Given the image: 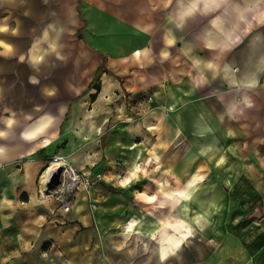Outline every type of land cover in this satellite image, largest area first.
Segmentation results:
<instances>
[{"label":"crops","instance_id":"0c3cea01","mask_svg":"<svg viewBox=\"0 0 264 264\" xmlns=\"http://www.w3.org/2000/svg\"><path fill=\"white\" fill-rule=\"evenodd\" d=\"M224 3L231 5L227 15L212 16ZM261 3L180 0L174 12L163 20L157 18V27L150 29L143 18L139 22L127 19L117 8L108 10L96 0H0V41L11 45L10 51L0 46V264H261L264 246L259 237L264 236V230L258 227L255 231L254 227L250 231L235 220V199L213 194L205 200L194 197L187 204L191 207L188 214H181L180 194L194 185L195 175L182 182L157 180L153 186L159 196L145 195V204L150 205L145 210L133 208L130 199L113 198L92 216L85 196L78 193L70 211L61 213L55 200L38 196V181L47 159L61 143H68L65 151L72 162L94 165L96 170L92 143L110 118L105 116L96 123V111L92 116L85 111L96 93L92 82L103 60L115 75L114 87L123 79L122 86L137 99L139 108L151 109L142 112L139 123L133 120L123 131L108 134L105 158L102 155L97 166L100 170L112 167L113 172L121 171L120 160L130 172L121 184L125 180L128 184L141 171L138 162L148 154L135 139L145 134L153 137L151 156L172 166L182 180L196 168L211 165V143L233 138L234 127L238 141L247 119L245 104L255 113L264 102V27L245 40L238 32L247 20L245 15L262 17ZM202 16L205 19L198 23L203 26L198 35L193 26ZM234 26L237 30L232 31ZM198 45L222 51L215 53L224 62L221 82L232 88L213 101L190 103L205 89V81L196 71L194 80L187 74L196 66ZM182 54L191 64H184ZM232 67L235 75L229 73ZM104 77L102 73L99 79L108 93L110 83ZM146 90L154 93L152 104L144 102L143 95L137 97ZM89 134L91 140L86 141ZM184 139L203 143L194 145L193 150L190 145V151L182 153ZM121 207H125L124 213L118 215ZM196 207H203L199 210L204 211L201 227L205 225V235L193 245L190 238L182 248L181 244L172 245L181 235L185 237L182 242L190 237L186 228L190 224H184L181 215L193 227ZM104 209L111 225L114 221L121 225L131 215L136 217L125 223L141 218L139 236L149 241L155 238L158 244L153 249L109 246L127 249L136 257L110 255L102 260L90 254L94 249L87 247L96 231L85 228L93 218L98 227ZM181 228L185 232L181 233ZM48 242L56 245L59 258H46L42 249H53L47 248Z\"/></svg>","mask_w":264,"mask_h":264},{"label":"rangeland","instance_id":"374dc122","mask_svg":"<svg viewBox=\"0 0 264 264\" xmlns=\"http://www.w3.org/2000/svg\"><path fill=\"white\" fill-rule=\"evenodd\" d=\"M180 0H96L97 4H101L104 8L112 10L117 8L122 12V14L130 20L140 21L143 18V24L150 29H153L156 26V19L165 18L169 13L174 12L178 6ZM235 2H242V0H235ZM231 3V2H230ZM223 4L222 8L216 9L211 15H227V9L231 8V5ZM259 10L261 18L256 15H245L247 19L245 22H242L238 27V32L244 35V40L250 37L255 30L264 27V0L259 5ZM147 17V19H146ZM235 17V16H234ZM167 18V17H166ZM205 18L200 17L196 25L193 26L195 32L199 35L203 26L198 25V23H203ZM210 20V17H208ZM201 20V21H200ZM233 19L230 18L231 22ZM202 27V28H201ZM232 31L237 30L235 26ZM218 49H207L203 45L196 47V66L194 70L191 69L188 73L185 71V75L188 74L194 80V72L196 71V76H200V79L205 81V89L202 93L196 94L195 97H192L191 102H201V101H210L215 98L216 95L231 89V85L228 83L221 82V76L224 72V62L220 60V56H217L215 53ZM218 52H222L218 50ZM184 60V64H191L190 59L187 55H181ZM229 73L235 75L236 69L232 67L229 69ZM102 73H105L106 77L103 80L107 79L109 81L110 87L109 92L105 93L102 88V81L100 79L92 82V89L97 92L95 100L88 105L85 113L88 115L94 114L96 111V123L100 122L101 119L105 116L110 118V122L103 126L100 131L96 132V141L92 143L94 145V153L96 155V170L95 166L84 167L79 166L75 162H72L70 155H67L65 149L67 148V142L61 143L56 151L55 155H51L47 159L46 167L49 162L54 161V157H62L66 160L67 164L70 165L73 169L78 172V175L82 178V182L79 185L78 189L69 195V199L73 201L78 193H82L85 196L88 208L93 216V213L97 214V211L100 207L102 209V204L107 202L109 199L113 198H123L130 199L135 205L133 208L136 209H147L150 205L145 204V195H155L159 196V191L154 188L153 183H156L157 180L167 179L169 182H182L184 180L191 178L195 175V183L189 188L185 189V194H180V208L181 214H188L189 207L187 204H190V201L194 197H200L204 200L213 194L215 198H227L235 199L237 204L233 205L232 212L234 210V216L237 217L235 220L241 221L242 225L248 227L250 231L254 228L255 231L258 230V227L261 231L264 230V102L261 101L258 110L254 113L251 109V105L245 104V116L247 119L243 121L244 125L242 131H240V136L238 141L236 140V127L234 130V137L224 142L221 139H216L211 143V155L208 157L211 161V167L206 166V168L198 167L196 171L191 172L190 174H185L186 179H181V175H177L173 172L172 166H164L161 160L151 156L152 150L151 147L154 143L153 137L147 134L137 136L136 142L142 143L145 146L148 154L145 155L140 164L141 171L137 172L132 179H130L128 184H121V180L129 176V169L123 166V163L118 160L117 163L120 164L122 169L118 172H113L114 168L102 169L98 168V163L101 161V156L105 152L106 148V138L109 133L113 134L115 132H121L124 130L126 125L131 121L140 122L142 112L146 113L151 109L149 108H139L137 99L133 98V94L124 89L122 86L123 79H119L120 86H115V81L112 78H115V75L108 70L107 64L105 63V68L101 69L99 72V77ZM187 73V74H186ZM231 74L228 75L230 77ZM117 85V84H115ZM96 86H99V90H96ZM261 86L264 87V83H261ZM199 87V86H198ZM103 91V92H102ZM146 103L152 104L154 101V93L151 90H146L141 93H138L137 97L142 99ZM208 96V97H207ZM215 102V100H214ZM251 102V101H249ZM250 108V109H249ZM235 109V108H234ZM249 109V110H247ZM242 112V110H241ZM167 113V110H166ZM259 118L254 120L253 118ZM236 120V119H235ZM62 128V127H61ZM259 129V131H258ZM91 134L86 137V141L91 140ZM186 138V137H185ZM78 142V141H76ZM203 141L197 140L196 142H190L187 139L181 141V152L188 153L193 150L194 145L201 144ZM193 145V146H192ZM152 157V158H151ZM103 158L104 155H103ZM116 164V163H115ZM116 167V166H115ZM206 169V171H204ZM108 170H111L110 172ZM101 173L103 175L102 179H97L95 174ZM119 176V177H118ZM125 183V182H124ZM196 184V185H195ZM39 186V181H38ZM124 187V188H123ZM182 190V189H176ZM39 196V193H38ZM50 199L56 200L55 197ZM59 208V204L57 202ZM118 207H114V210ZM57 208V209H58ZM203 207H196L193 210V218L195 220L191 222L187 217L181 215L182 221L187 226L189 230L190 237H187L185 241L182 242V238L185 237L181 235L182 238L175 239L178 241V245L181 248L184 244L192 239L190 245L194 244L196 239L200 238V235L204 236L206 232L205 225L202 228L201 225L204 222L203 219ZM125 207H121L118 215H123ZM150 212L154 215L153 211ZM170 212V211H168ZM101 213V222L97 227L96 218L93 222L90 223L85 229H93L96 231L95 236L91 239L90 245L87 249H94L90 251V254L95 257L99 256L102 260H106L111 256L120 257V256H133L130 255L127 249H110L109 246H121L124 248L125 245L130 246L132 249H153L154 245H157V241L147 240L139 235L132 234L131 236L122 235L123 225L125 221L132 216L127 217L124 222L115 224V221L109 223V212L106 209ZM146 213V212H145ZM196 214V215H195ZM141 215V214H140ZM96 216V215H95ZM151 217V216H150ZM152 219H146L144 227L149 228V221ZM181 221V222H182ZM231 220L230 222L232 223ZM206 224V223H205ZM110 225V226H109ZM100 226V227H99ZM181 233L185 232L186 229L181 228ZM111 231V232H110ZM167 236V235H166ZM166 238V237H165ZM150 239V238H149ZM168 240V239H167ZM261 246H264V236L261 234L259 237ZM170 241V240H169ZM168 241L169 246L171 243ZM211 241V239H209ZM181 242V243H180ZM212 242V241H211ZM166 243V242H165ZM53 247V249H42V252L46 253L47 259L59 258L61 254L55 249L56 245H51L48 242V247ZM167 248L165 245H163ZM261 264H264L262 260Z\"/></svg>","mask_w":264,"mask_h":264},{"label":"built area","instance_id":"2783aa9c","mask_svg":"<svg viewBox=\"0 0 264 264\" xmlns=\"http://www.w3.org/2000/svg\"><path fill=\"white\" fill-rule=\"evenodd\" d=\"M57 158L62 157H54V160H57ZM95 177L97 179H102L103 175L101 173H97L95 174ZM81 182L82 178L78 175V172L75 169L70 167L69 164L66 167H62L59 169L58 176L52 179L48 199L55 197L59 204V210L61 213L69 212L72 201L68 197L74 193L76 189H78Z\"/></svg>","mask_w":264,"mask_h":264},{"label":"bare ground","instance_id":"6f19581e","mask_svg":"<svg viewBox=\"0 0 264 264\" xmlns=\"http://www.w3.org/2000/svg\"><path fill=\"white\" fill-rule=\"evenodd\" d=\"M66 166H68V164H67L66 160H63L62 158H57V160L49 162V164L44 169V171L42 172L40 179H39L38 193H39L40 199L43 200V199L49 198L48 193H50V189H51L50 186L52 184V179L54 177L58 176L59 169H61L62 167H66ZM188 222H190V221H188ZM141 223H142L141 218L128 220L124 224L123 231L121 234L126 235V236H131L132 234L135 235L137 233L138 235H140L138 225H140ZM150 235H152V237L155 236L154 232L153 233L151 232ZM172 245L177 246L178 241H174L172 243Z\"/></svg>","mask_w":264,"mask_h":264},{"label":"trees","instance_id":"16d2710c","mask_svg":"<svg viewBox=\"0 0 264 264\" xmlns=\"http://www.w3.org/2000/svg\"><path fill=\"white\" fill-rule=\"evenodd\" d=\"M96 53H97V52H96ZM102 68H103V69L105 68V60H103L102 64H101L100 67L98 68L97 73H96V76H95V78H94V81H96V80L99 79V72L101 71ZM93 86H94V85H93ZM96 90H97V91L99 90V86H96ZM96 94H97V92H96L95 94L91 95V100H92V102L95 100V98H96Z\"/></svg>","mask_w":264,"mask_h":264},{"label":"clouds","instance_id":"9594fccd","mask_svg":"<svg viewBox=\"0 0 264 264\" xmlns=\"http://www.w3.org/2000/svg\"><path fill=\"white\" fill-rule=\"evenodd\" d=\"M0 46L7 48L9 51L11 50V45H6L3 41H0ZM0 135H2V133H0Z\"/></svg>","mask_w":264,"mask_h":264}]
</instances>
